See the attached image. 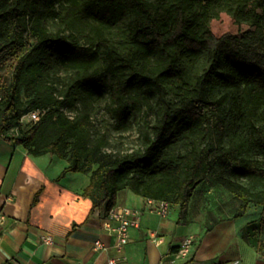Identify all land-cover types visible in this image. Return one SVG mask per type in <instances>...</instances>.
<instances>
[{"label": "trees", "instance_id": "16d2710c", "mask_svg": "<svg viewBox=\"0 0 264 264\" xmlns=\"http://www.w3.org/2000/svg\"><path fill=\"white\" fill-rule=\"evenodd\" d=\"M263 1L0 0V69L14 60L11 82L1 93L0 136L30 154L66 159L63 175L90 174L83 196L92 199V211L103 208L108 215L118 193L130 189L179 205L184 215L199 185L215 175L244 208L260 205L264 221V192L240 182H264V162L240 157L237 143L225 144L229 95H212L217 83L226 89L255 83L264 93V52L258 50L264 26L242 36H218L210 27L223 11L240 15L251 3L254 13ZM49 16L57 21L55 31ZM70 28H79L81 36L66 35ZM61 69L68 76L58 92L46 76ZM107 95L120 132L137 123L146 107L153 112L142 150L114 155L103 150L105 136L95 138L92 106ZM79 101L83 110L69 116L64 106ZM34 109L45 110L41 119L7 136ZM256 131L264 143V132ZM257 226L250 221L242 230L253 245Z\"/></svg>", "mask_w": 264, "mask_h": 264}, {"label": "crops", "instance_id": "0c3cea01", "mask_svg": "<svg viewBox=\"0 0 264 264\" xmlns=\"http://www.w3.org/2000/svg\"><path fill=\"white\" fill-rule=\"evenodd\" d=\"M68 166L57 155H33L0 136V211L7 216L0 264H106L114 253L94 248L96 239L113 246L116 237L104 224V209L92 211V199L83 196L90 174L63 175ZM204 183L184 215L173 204L161 216L149 209L151 198L130 189L118 193L114 209L143 212L140 226L130 229L128 264H264V254L243 237L249 219L225 207L217 186L207 190ZM43 234L52 235L53 243L43 242ZM189 237L195 240L191 255L177 257Z\"/></svg>", "mask_w": 264, "mask_h": 264}, {"label": "rangeland", "instance_id": "374dc122", "mask_svg": "<svg viewBox=\"0 0 264 264\" xmlns=\"http://www.w3.org/2000/svg\"><path fill=\"white\" fill-rule=\"evenodd\" d=\"M223 1L229 6L235 3V0ZM56 8L60 10V5L57 4ZM250 10L251 3L248 4L246 11L240 15L223 11L219 19L210 21V27L218 36L226 32L242 36L248 31L256 30L258 25L264 26V6L256 9L254 13H250ZM47 24L50 30H56L57 21L52 16L48 17ZM79 28L78 30H80ZM78 30L70 28L65 31V34L80 37L81 33ZM81 42H84V40ZM258 50L264 52V47L259 46ZM13 70L14 60L8 61L0 69V94L10 84ZM67 76L68 72L64 69L51 71L46 76V81L53 88L57 89L58 92H61L65 90ZM256 88L255 83L242 84L238 89H226L220 83H217L212 87V95L215 99L224 94L229 95V99L224 105L225 117L227 119L225 144L229 146L232 143H237L242 147L240 157L260 159L264 162V143L260 140L259 132L256 131V129H259L264 132V93L258 92ZM236 100L239 101V105L235 103ZM83 108V102L79 101L75 105H65L64 111L69 116H75ZM92 119L96 126L95 138H104L105 136L108 139L109 144L103 150L111 152L114 155H122L144 148L143 135L146 130H150L151 123L154 120V114L146 107L137 123L131 125L126 131L120 132L115 128V120L110 112V100L107 95L100 100L94 101L92 106ZM215 168L217 170L216 174H219L222 170L221 164H217ZM206 181H204V185L207 186V190L210 187L217 186V195L225 198V207H228L230 210H237L239 214L245 215V219H249V222L256 221L258 223L254 235H250L256 245H251L264 254L262 207L260 205L250 204L244 208L241 201L215 179V175L209 177ZM240 182L252 192H264V182L262 181L242 178ZM249 222L244 227V230Z\"/></svg>", "mask_w": 264, "mask_h": 264}, {"label": "built area", "instance_id": "2783aa9c", "mask_svg": "<svg viewBox=\"0 0 264 264\" xmlns=\"http://www.w3.org/2000/svg\"><path fill=\"white\" fill-rule=\"evenodd\" d=\"M1 99V94H0ZM45 110L34 109L24 114L21 118L20 126L11 129L8 135H17L21 128L28 126L31 123L37 122L41 119ZM173 203L165 200L152 199L150 201L149 209L158 213L161 216H167ZM143 212L139 209H131L129 207H121L113 209L107 216L105 226L116 237V243L113 246L107 245L101 239H96L94 242V248L97 251L109 252L110 249H114V253L108 254L106 264H128V258L126 256V246L130 239V229L132 227H139L141 223V217ZM7 216L3 211H0V244L4 238V226ZM41 240L47 244L53 243V236L50 234H43ZM194 237H189L184 242V247L176 252L177 257H188L192 253L194 245ZM14 264H22L15 262Z\"/></svg>", "mask_w": 264, "mask_h": 264}]
</instances>
